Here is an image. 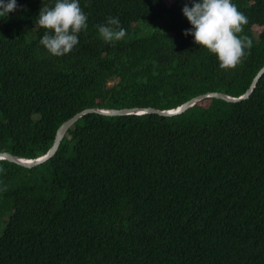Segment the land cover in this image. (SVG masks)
Masks as SVG:
<instances>
[{
	"label": "trees",
	"instance_id": "16d2710c",
	"mask_svg": "<svg viewBox=\"0 0 264 264\" xmlns=\"http://www.w3.org/2000/svg\"><path fill=\"white\" fill-rule=\"evenodd\" d=\"M187 1L79 0L87 28L51 57L36 19L55 0H17L0 19V153L44 155L87 108L243 95L264 65V0H232L252 47L231 71L183 35ZM109 17L122 40L99 36ZM158 19L162 29L135 36ZM0 264H264V75L237 103L206 98L174 117L86 114L45 163L0 160Z\"/></svg>",
	"mask_w": 264,
	"mask_h": 264
},
{
	"label": "clouds",
	"instance_id": "9594fccd",
	"mask_svg": "<svg viewBox=\"0 0 264 264\" xmlns=\"http://www.w3.org/2000/svg\"><path fill=\"white\" fill-rule=\"evenodd\" d=\"M190 2L191 6L185 3L182 8L183 16L191 25L183 35L192 36L193 43L200 49L215 55L220 70H234L246 58L245 49L252 47V41L247 36L239 35L248 24V18L232 0ZM17 9V0H0V19H6ZM86 21L87 16L79 0H55L53 6L42 4L36 19V25L45 30L40 46L51 57L69 54L79 43V33L86 30ZM97 27L99 36L105 42L120 41L126 35L118 17H109L105 24Z\"/></svg>",
	"mask_w": 264,
	"mask_h": 264
},
{
	"label": "water",
	"instance_id": "95a60500",
	"mask_svg": "<svg viewBox=\"0 0 264 264\" xmlns=\"http://www.w3.org/2000/svg\"><path fill=\"white\" fill-rule=\"evenodd\" d=\"M264 75V65L263 67L257 72L255 77L253 78L250 86L244 92L243 95L239 97H230L220 92H213V93H206L203 95H199L196 97L191 98L190 100L186 101L179 107H176L172 110H158L152 107L147 108H123V109H97V108H87L78 113H76L73 117L63 122L57 129L53 143L48 151L36 158V159H23L13 156L10 153L2 152L0 153V160H5L11 163H14L18 166L24 168H34L38 165H41L51 159L54 154L56 153L61 141L63 140L66 132L72 127V125L82 116L86 114H98L103 116H124V115H146V114H156L163 117H174L183 114L189 108L193 107L199 101L206 99V98H215L224 100L229 103H237L242 100L249 98L253 90L255 89L257 83Z\"/></svg>",
	"mask_w": 264,
	"mask_h": 264
},
{
	"label": "rangeland",
	"instance_id": "374dc122",
	"mask_svg": "<svg viewBox=\"0 0 264 264\" xmlns=\"http://www.w3.org/2000/svg\"><path fill=\"white\" fill-rule=\"evenodd\" d=\"M187 3L189 2L187 1ZM182 17L184 16L182 15ZM162 18L167 19V16L163 15ZM134 25L135 24H133V26ZM164 25H165V21L163 19L154 20L150 23L139 22V24L137 25L138 28H137V32L135 33V36H148L151 34L153 30L162 29Z\"/></svg>",
	"mask_w": 264,
	"mask_h": 264
}]
</instances>
